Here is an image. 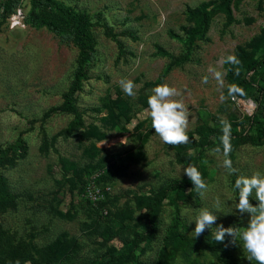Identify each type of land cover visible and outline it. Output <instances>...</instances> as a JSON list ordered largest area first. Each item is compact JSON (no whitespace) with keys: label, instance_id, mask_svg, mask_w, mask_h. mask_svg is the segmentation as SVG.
<instances>
[{"label":"rangeland","instance_id":"374dc122","mask_svg":"<svg viewBox=\"0 0 264 264\" xmlns=\"http://www.w3.org/2000/svg\"><path fill=\"white\" fill-rule=\"evenodd\" d=\"M8 1L0 0V264L110 262L150 230L148 204L190 180L183 167L197 155L204 196L172 188L154 211L149 238L110 264H256L241 241L216 243L214 229L195 238V223L181 211H215L219 198L216 224L247 226L248 214L226 201L236 175L264 170V0H58L93 24L94 57L74 97L76 127L63 104L78 47L32 25L30 0L12 14L4 12ZM233 54L240 65L223 62ZM210 67L224 74L223 88ZM121 79L134 82V96ZM162 83L190 111V142L174 148L155 134L146 111L150 90ZM233 83L245 91L237 101L228 96ZM221 118L232 125L236 175L213 151L222 147ZM173 226L187 242L164 247Z\"/></svg>","mask_w":264,"mask_h":264},{"label":"clouds","instance_id":"9594fccd","mask_svg":"<svg viewBox=\"0 0 264 264\" xmlns=\"http://www.w3.org/2000/svg\"><path fill=\"white\" fill-rule=\"evenodd\" d=\"M223 62L237 66L241 63L234 54L226 56ZM239 71L240 69L237 67L235 74L238 75ZM209 72L213 74L218 86L223 88L224 74L213 67L209 68ZM207 82L208 78L204 77L203 83ZM119 83L126 95H135L136 86L131 79H121ZM227 91L228 96L232 98H235L236 95H245L244 89L235 83L228 85ZM179 96L180 93L175 87L168 83H162L153 87L147 98L148 107L146 111L151 119V128L155 130V134L162 142L173 148L190 142V137L187 134L190 111L183 99L178 98ZM221 98L224 99V97ZM220 123L222 135L219 140L222 147L217 146L213 151L224 156L222 166L227 170L228 175H236L238 170L233 167L230 158L232 125L224 118H221ZM183 171L194 186L189 191L195 189L203 197L208 190V184L199 169L188 163L186 167H183ZM230 192L226 203L231 201L233 212L236 210L241 216L244 213L248 214L249 219L246 227L238 225L225 227L223 224H216L217 213L220 212L222 206L219 198H216L212 206L215 211L207 206H201L198 209H192L189 206L182 209L181 215L190 216L188 225L195 223V228L191 232L195 238L201 236L205 230L214 229L213 238L216 243H223L226 236L231 238L230 243L234 245L239 240L242 242L239 246L247 254L245 256L247 260L255 261L256 264H264V170H253L250 175H236ZM253 197L258 202L255 205L251 202Z\"/></svg>","mask_w":264,"mask_h":264},{"label":"trees","instance_id":"16d2710c","mask_svg":"<svg viewBox=\"0 0 264 264\" xmlns=\"http://www.w3.org/2000/svg\"><path fill=\"white\" fill-rule=\"evenodd\" d=\"M228 2V0L227 3L225 1L227 6ZM30 4L31 10L28 14V20L32 25L47 27L50 31L60 36L62 41L74 42L79 49V61L74 73L72 87L65 95L63 104V109L65 111L72 112L74 114V119L71 125L73 127L79 126L81 116L74 104V97L80 90L86 68L92 62L94 57L92 53V45L94 41L92 32L93 24L88 16L69 6H66L58 0H30ZM19 5L20 0H9L4 7V12L11 14L15 13ZM203 23L205 24V22ZM202 28L203 27L200 28L201 32ZM193 165H195L202 173L201 166L199 164V155L195 157ZM174 187L193 188L194 186L190 180L186 182H176L167 186L159 196L148 204L146 219L150 230L136 236L133 242L126 247V250L119 256L111 259L110 262L95 264H110L134 255L137 247L149 238L155 228L154 211L166 198L168 192ZM178 242H187V239L183 234L178 233L175 226H173L169 234L164 239V247ZM208 242L212 246L215 245L213 241Z\"/></svg>","mask_w":264,"mask_h":264},{"label":"built area","instance_id":"2783aa9c","mask_svg":"<svg viewBox=\"0 0 264 264\" xmlns=\"http://www.w3.org/2000/svg\"><path fill=\"white\" fill-rule=\"evenodd\" d=\"M233 101H237V99H236V98H233ZM247 102L250 103V104H252L251 101H247ZM252 105H253V104H252ZM95 191H96V190H95ZM84 194H85V193H84ZM85 196H86V197H93V194H91V192H90V193H87ZM95 197H96L97 199H99V197H100V195H99V191H96Z\"/></svg>","mask_w":264,"mask_h":264}]
</instances>
